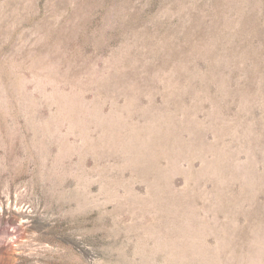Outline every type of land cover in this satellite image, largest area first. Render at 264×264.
I'll return each instance as SVG.
<instances>
[{"label":"rangeland","instance_id":"rangeland-1","mask_svg":"<svg viewBox=\"0 0 264 264\" xmlns=\"http://www.w3.org/2000/svg\"><path fill=\"white\" fill-rule=\"evenodd\" d=\"M0 264H264V0H0Z\"/></svg>","mask_w":264,"mask_h":264}]
</instances>
